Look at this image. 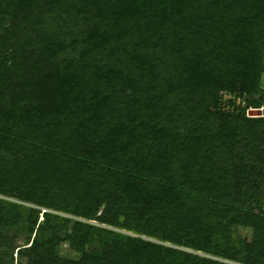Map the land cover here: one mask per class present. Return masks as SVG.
I'll list each match as a JSON object with an SVG mask.
<instances>
[{
	"label": "trees",
	"instance_id": "16d2710c",
	"mask_svg": "<svg viewBox=\"0 0 264 264\" xmlns=\"http://www.w3.org/2000/svg\"><path fill=\"white\" fill-rule=\"evenodd\" d=\"M263 108L264 0H0V264H264Z\"/></svg>",
	"mask_w": 264,
	"mask_h": 264
},
{
	"label": "water",
	"instance_id": "95a60500",
	"mask_svg": "<svg viewBox=\"0 0 264 264\" xmlns=\"http://www.w3.org/2000/svg\"><path fill=\"white\" fill-rule=\"evenodd\" d=\"M248 116L249 117H253V118L264 117V108L263 109L250 110L249 113H248Z\"/></svg>",
	"mask_w": 264,
	"mask_h": 264
},
{
	"label": "rangeland",
	"instance_id": "374dc122",
	"mask_svg": "<svg viewBox=\"0 0 264 264\" xmlns=\"http://www.w3.org/2000/svg\"><path fill=\"white\" fill-rule=\"evenodd\" d=\"M23 205H25V204H23ZM263 216H264V212H263ZM248 244L252 247V245H254V242L251 241V240H249V243ZM110 252H111L110 248H107V253L110 254Z\"/></svg>",
	"mask_w": 264,
	"mask_h": 264
}]
</instances>
